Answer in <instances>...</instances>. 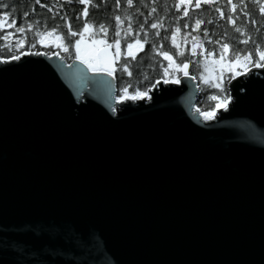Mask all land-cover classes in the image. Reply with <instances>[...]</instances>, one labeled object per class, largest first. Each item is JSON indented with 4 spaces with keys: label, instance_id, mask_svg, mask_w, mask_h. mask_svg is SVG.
I'll return each mask as SVG.
<instances>
[{
    "label": "water",
    "instance_id": "obj_1",
    "mask_svg": "<svg viewBox=\"0 0 264 264\" xmlns=\"http://www.w3.org/2000/svg\"><path fill=\"white\" fill-rule=\"evenodd\" d=\"M48 57L0 64V264H264V69L203 120L189 72L120 102Z\"/></svg>",
    "mask_w": 264,
    "mask_h": 264
},
{
    "label": "trees",
    "instance_id": "obj_2",
    "mask_svg": "<svg viewBox=\"0 0 264 264\" xmlns=\"http://www.w3.org/2000/svg\"><path fill=\"white\" fill-rule=\"evenodd\" d=\"M180 0H134V6L128 8L126 0H121V7H115V0H105L99 8L90 7V17L89 21L94 23H106L109 28L107 37L98 30L94 29L95 35L87 38L92 42V40H105L107 44H112V36L115 28L116 15L121 17L131 16L133 18L132 29L134 32H140V24H144V29L148 33V42L144 45L143 51L133 47V51L136 54V59L131 57H126L127 44L132 43V37H127L122 39L121 42V59L116 60V72L115 79L117 81V99H119L123 92V88H128V94L132 95L135 91L147 92L149 88L158 79L163 78V68L168 67V61L165 60L158 52L153 50L152 45L155 44L159 46L163 44L161 51H167L173 55L176 63L181 61L189 62L188 72L193 75H201L206 73L203 68L204 57L199 55L200 49H197V55L193 57L191 55V46L193 43L192 37L197 38V42L200 40L204 41V48L207 50L217 49L218 46L215 44L207 43L209 39L215 41L219 39L221 43L228 42L231 45L229 58L231 57L233 50L241 51V54L253 51L256 45H261L264 47V15L259 12V7L264 4V0L260 3H253L251 0H244V4L247 5L245 8L241 3V0H233V3L237 5L236 12H231V6L227 3V0H215L214 3H205V0H200L201 7L195 8L196 0H184L180 9L174 7L176 3ZM93 3H100V0H93ZM8 5L7 8L3 5ZM40 4L45 5V7H40ZM40 4H36L35 0H0V19H3V13L8 12L9 18L7 23H11L15 20V25L11 28H0V36L7 35L8 33H13V36L9 38L6 42L0 39V58L10 59L12 55L19 54L20 52H25L31 47L33 43H36L33 31H27L24 47L22 49H17L15 47L16 37L23 39L24 37L15 31L16 28L24 26L27 29L28 23H33L34 25H39L40 30H51L53 26H59L63 32H67V24L65 20L70 22L74 30H79L83 23L82 12L84 5H81L77 0H72V3H67V0H40ZM147 5L146 7L144 5ZM155 7L156 12L151 13V9ZM188 8V16H184V8ZM52 8V11H48ZM216 8H220L224 12V18L220 17V14L215 11ZM27 12L28 15L25 16L24 13ZM245 12L249 15L245 16ZM151 13V14H150ZM81 16L80 20L76 19V16ZM232 15L235 19V26L228 22L227 16ZM64 17V20H61ZM201 19L205 23L201 24L199 29L193 30L195 25V19ZM156 20L163 22L164 27L160 28V37L155 36V31L151 29L150 24ZM212 21L211 24L207 21ZM255 21L256 23H252ZM185 23L189 24L188 28H184ZM180 27L181 31L177 33V43L181 46L185 55L183 57L176 56V49L171 43V32L176 28ZM235 27L241 29L240 33L235 31ZM204 29L208 30L209 35L204 36ZM127 23L121 25L122 35L126 32ZM191 33V36H188ZM168 36L169 39H162V37ZM187 36V42L185 43L184 37ZM251 37L252 42L244 45L240 44V39H245ZM78 38V37H77ZM139 38L143 40V33H140ZM6 44L12 45L9 47ZM101 46L102 44H98ZM41 46V45H40ZM36 45L33 48L34 51H43V48ZM104 46V45H102ZM115 53V45L112 46ZM54 53H59L60 57H64L65 60L70 63L75 59V53L66 54L61 49L53 50ZM63 58V59H64ZM211 59H218V55L212 57ZM127 63L132 75L129 76L126 72L122 71L123 65ZM197 67V68H196ZM202 69V70H201ZM195 70V71H194ZM170 74L172 70L169 69ZM175 75V73H174ZM163 80V79H162ZM202 81L199 82V95L205 98V103L207 104V111H211L215 107V101L211 100V96H217L222 99L223 95H213L209 94L208 90L203 89Z\"/></svg>",
    "mask_w": 264,
    "mask_h": 264
},
{
    "label": "snow or ice",
    "instance_id": "obj_3",
    "mask_svg": "<svg viewBox=\"0 0 264 264\" xmlns=\"http://www.w3.org/2000/svg\"><path fill=\"white\" fill-rule=\"evenodd\" d=\"M77 2L81 5H84L82 17L83 23L79 30H74L71 23L65 20V23L67 24V32H63L59 26H53L51 30H40L38 22L37 24L28 23L27 29H25L24 26L18 27L15 29L17 33H20L24 38L21 39L20 37H16V43L15 47L17 49H22L24 47L25 40L27 39L26 33L27 31H33L34 32V38L37 43H40L41 45H47L48 41L51 40L52 45L57 48L61 49L64 52L68 53L71 49L74 48L75 50V59L80 62V64L84 65L88 71L92 73H104L108 76H113L116 72V68L113 67V60L110 56L102 55L99 49L90 47L88 45L87 38H90L92 35H95L94 29L98 30L99 32L103 33L105 37H107L109 28L106 23L100 22V23H94L89 21L90 17V7L92 8H99L101 4L105 2V0H100V3H93V0H77ZM143 3V0H141ZM215 0H205V3H214ZM253 3H260L261 0H251ZM36 4H40V0H35ZM67 3H72V0H67ZM184 3V0H180L179 3H176L174 5L175 8L180 9L181 5ZM227 3L231 6V12H236L237 5L233 3V0H227ZM241 3L246 8L247 5L244 4V0H241ZM127 7L130 9L134 6V0H126ZM147 6L146 4L144 5ZM3 7L7 8L8 5L4 4ZM40 7H45V5L40 4ZM115 7L120 8L121 7V0H115ZM201 3L200 0H196L195 8H200ZM48 11H52V8H49ZM216 12L220 14L221 18H224V12L220 8L215 9ZM156 8L153 7L151 9V13H155ZM259 12L264 15V4L259 7ZM150 13V14H151ZM189 14L188 8H184V16L187 17ZM245 16L249 15L248 12L244 13ZM25 16L28 15L27 12L24 13ZM9 18V13L5 12L3 13V19H0V28H11L15 25V20H12L11 23H7V20ZM64 17H61V20H64ZM77 20L81 19V16H76ZM115 19V28L114 33L112 36V44H107L105 40H92L93 44H102L104 45V51L106 52L107 48L112 47L115 45V57L117 60L121 59V42L122 39H125L127 37H132L133 42L128 43L127 46V53L125 59L127 57H131L133 60L136 59V54L133 51V47L135 45V48L139 49L140 51H143L144 45L148 42L147 37L148 33L144 29V24H140L139 29L140 32H134L132 29L133 24V18L131 16L128 17H121L120 15H116L114 17ZM227 20L229 23H231L233 26H235V19L232 15L227 16ZM127 23V31L123 33L121 31V25L123 23ZM205 23V21H202L201 19L197 18L194 21V31L196 29H199L200 25ZM207 23L211 24L212 21H207ZM252 23H256L255 21H252ZM151 29L156 30L155 36L160 37L161 33L159 31L160 28H163V22L160 20H156L150 24ZM184 28H188L189 24L185 23L183 25ZM181 31L180 27H176L171 32V43L173 47L176 49L175 55L183 57L185 55L184 51L181 49V46L177 43V33ZM235 31L237 33H241V29L239 27H235ZM140 33H143V40L139 38ZM191 33H188V36H191ZM209 35L208 30L204 29V36L207 37ZM13 36V33H8L7 35L0 36V39L5 40L6 42L9 40L10 37ZM78 37V38H77ZM162 39H169L168 36L162 37ZM193 43L191 46V55L195 57L197 55V49H200L199 55L204 57L203 61V68L205 72H208V76H203L205 83H209L210 87L219 89L221 92L226 93L222 99H219L217 96H211L210 99L215 101V107L211 111L207 112H200L199 109H197V112L204 117L205 120H212L216 116L217 109L223 108L225 111H228V106L231 102L234 100H238L239 96L233 97L230 94V91L228 89L224 88V79H225V72L228 73L226 79L229 84H231L232 80H236L238 77H251L253 75H256V73L253 72V69H264V47L261 45H256L254 49V55L253 51H248L243 54H241V51L239 50H233L231 57L229 58L230 48L231 45L228 42L221 43L219 39L213 41L209 39L207 43L215 44L218 46L217 49L214 50H207L204 48V41L200 40L197 42L196 37H192ZM185 43L187 42V36L184 37ZM251 37H247L245 39H240L239 43L247 45L251 43ZM9 49L12 47L10 44H6ZM36 43H33L31 45V48H35ZM153 50L158 52L159 55H161L165 60L168 61V67L163 68V83L164 84H180V79L174 75V73H183L185 77L188 76V68H189V62L181 61L180 63H176L173 55H171L167 51H161L163 48V44H160L159 46L153 44L152 45ZM31 55L35 56H41L44 55L48 57V53L44 52L41 53L39 51L36 52H29ZM25 55L24 52H20L19 54L12 55L10 60L11 61H21V57ZM54 56H59V53H53ZM218 55V59H211L214 56ZM51 59V57H48ZM9 59H2L0 58V64L7 65L10 63ZM218 66V75L215 77L212 76V73L214 71H217ZM68 67H72V65H68ZM169 69L172 70V74H170ZM10 68H0V72H6L10 71ZM122 71L126 72L129 76L132 75V72L130 71L128 64L125 63L123 65ZM160 83L159 80L156 81V84H153L152 87L155 88ZM123 92V95L119 98L120 102H123L125 100H131L136 101L140 99H144L147 95L146 92L141 91H135L134 94L129 95L128 94V88H123L121 90ZM238 91L240 93H246L247 91V85H244L243 87H239ZM150 98V97H149ZM113 113H115L116 109H112Z\"/></svg>",
    "mask_w": 264,
    "mask_h": 264
},
{
    "label": "rangeland",
    "instance_id": "obj_4",
    "mask_svg": "<svg viewBox=\"0 0 264 264\" xmlns=\"http://www.w3.org/2000/svg\"><path fill=\"white\" fill-rule=\"evenodd\" d=\"M87 43H88V45L90 46V47H93V48H96V49H99L101 46H99L98 44H93L90 40H88L87 39V41H86ZM36 45H38V46H40L41 44L40 43H37ZM40 47H42L43 48V51H40L41 53H44V52H47L48 53V56L49 55H53V53L54 52H52L53 50H56L57 51V48H55L53 45H52V43H51V40H49L48 41V43H47V45L45 46V45H41ZM29 52H36V51H34L33 50V48H29V49H27L24 53H29ZM71 53H75V50H74V48L73 49H71L70 50V52H68V53H66V54H71ZM64 58V57H63ZM65 59V58H64ZM217 67V71H214L213 73H212V76L213 77H215L216 75H218V66H216ZM197 68V67H196ZM202 70V69H201ZM195 71V70H194ZM182 72L181 73H175V75L178 77V78H180L181 76H182ZM191 75V74H190ZM209 75V73L208 72H206V73H204L203 74V76H208ZM227 75H228V73L227 72H225V79H224V88L225 89H228L229 90V88H228V82H227V79H226V77H227ZM114 78H115V73H114ZM192 76V75H191ZM193 78H195V80H196V82H197V86H198V88H199V82L200 81H202V85H203V89L205 90V91H207L208 90V88H209V90H208V93L210 94H213V95H221L222 94V96L224 95V94H226V93H223V92H221L219 89H216V88H212V87H210V84L209 83H205L204 82V79L202 78V75H193ZM158 80H162V79H158ZM155 83H156V81H155ZM154 83V84H155ZM152 88V87H151ZM151 88H149V89H151ZM118 89V88H117ZM148 89V90H149ZM207 89V90H206ZM119 90V89H118ZM147 93V95L145 96V97H149V94H148V91L146 92ZM199 93H200V91H199ZM201 97H203V96H201V95H199L198 94V97H197V101H196V103H195V107H196V110L197 109H199L200 110V112H207V104L205 103V98H201ZM220 109H223V108H220ZM217 110H219V109H217ZM217 113V112H216ZM202 116V115H201ZM203 117V116H202ZM204 118V117H203Z\"/></svg>",
    "mask_w": 264,
    "mask_h": 264
},
{
    "label": "bare ground",
    "instance_id": "obj_5",
    "mask_svg": "<svg viewBox=\"0 0 264 264\" xmlns=\"http://www.w3.org/2000/svg\"><path fill=\"white\" fill-rule=\"evenodd\" d=\"M203 120H205V119L203 118Z\"/></svg>",
    "mask_w": 264,
    "mask_h": 264
}]
</instances>
